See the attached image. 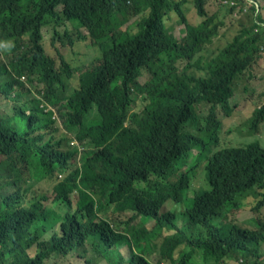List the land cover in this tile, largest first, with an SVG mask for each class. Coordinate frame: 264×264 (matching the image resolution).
<instances>
[{"label": "trees", "instance_id": "16d2710c", "mask_svg": "<svg viewBox=\"0 0 264 264\" xmlns=\"http://www.w3.org/2000/svg\"><path fill=\"white\" fill-rule=\"evenodd\" d=\"M164 1L0 0V44L10 45L0 48L11 54L7 65L13 74L0 86V93L12 101L10 114L0 116V264H42L52 254H85L86 246L108 264H123L115 249L119 236L107 216L127 212L134 213L131 219L154 221L147 235L171 232L161 244L162 255L171 260L183 239L175 217L160 213V207L169 199L180 202L187 188L188 172L171 181L184 164V151L205 150V139L219 141L224 121L234 114L247 117L246 129L244 135L241 130L230 135L257 138L264 145L255 135L261 124L264 127V105L244 116L232 103L231 87L233 79L254 62L264 38L244 27L205 62L208 46L223 27L219 15L206 10L207 1L193 0L200 22L192 25L185 16L192 14L184 7L186 1L163 6ZM127 2L136 5L130 9ZM148 7L151 16L143 30L136 34L122 30L129 16ZM170 12L178 19L180 37L166 28ZM65 23L74 30L85 28L101 54L100 64L80 75L77 90L70 86L68 65L62 61L55 69L45 53L43 30L52 29V41L66 38L67 31L61 36L57 32ZM143 73L149 78L141 84ZM22 75L44 85L45 99L56 108L67 131L63 138L48 137L54 122L37 101L28 102V116L24 108H16L20 97L16 87H21L17 77ZM137 102L142 104L139 111L134 110ZM200 105L207 108L197 120ZM91 111L100 117H88ZM70 140L84 147L79 179L71 163L76 152L68 148ZM224 149L208 158L210 190L194 198L193 219L212 220L223 208H240L254 188L262 190L264 208V147L255 141ZM37 155V168L31 173ZM55 173L65 174L56 184ZM44 180L52 183L51 208L43 206L46 195L34 190ZM74 191L75 208L70 201ZM256 225L260 228L244 231L234 225L207 224L205 238L191 244L205 250L210 264H224L220 260L229 256L258 264L250 249L264 223ZM141 226L125 231L138 236ZM32 246L38 249L34 258L26 253ZM128 264L149 263L133 256Z\"/></svg>", "mask_w": 264, "mask_h": 264}, {"label": "rangeland", "instance_id": "374dc122", "mask_svg": "<svg viewBox=\"0 0 264 264\" xmlns=\"http://www.w3.org/2000/svg\"><path fill=\"white\" fill-rule=\"evenodd\" d=\"M170 1H179V0H170ZM262 7V18L264 19V0ZM184 7L192 12L191 16L185 12V16L188 22L192 25H197L200 22V18L196 15L193 0H186ZM192 8V9H191ZM206 10L211 13H216L222 20L223 27L220 29L219 36L214 39L212 45L208 46L209 49L215 50L224 47L239 29L238 18L233 17L231 14L227 13V9L220 6L218 0H207ZM148 12H144L134 18H131L130 21L122 27V30L127 29L128 31L134 33L138 30L137 22H140L142 19L146 18ZM194 19V21L192 20ZM178 20V19H177ZM175 14L173 12L168 13L165 16L166 28H168L172 33L177 37H180L182 34V29L178 26ZM67 31L68 36L72 40V43H69L67 38L58 39L57 37L53 39V32L50 27L43 30L44 35V47L45 53L55 61L56 67L59 66L58 56H62L63 59L71 65L74 69V76L72 79V85L77 86L78 76L81 72H84L90 69L93 65L97 63L98 53L96 48L91 44V40L87 36V33L84 29H79L78 33L83 36V39L77 38V32L74 30L71 23H65L63 26L57 28L58 35H63ZM261 58L264 60V51L261 54ZM4 57H0V60L3 61ZM191 69L190 71H193ZM149 76L143 73L139 82L143 84L148 80ZM25 83V88L30 89L33 93H36L38 88L33 83L28 85L26 80H23ZM232 103L237 108V111H240L244 116L252 115L254 109L258 108L264 103V65L263 67H254L252 66L249 71L245 73L240 79L236 80L234 83V93L232 97ZM20 106V103H17ZM9 103L5 101L0 96V114L2 111L8 112ZM142 107L141 102L135 104V111H139ZM206 106L200 105L198 107L199 115L203 116L206 113ZM88 117H100L97 112L91 111L87 115ZM247 117H240L237 114H234L229 120L224 121L222 136L228 137L231 133H237L241 130V134L244 135V130L246 129L243 125V120ZM58 125V135L63 133L61 126ZM260 137L261 141L264 143V127L261 124L258 132L255 134ZM219 134V143L218 147H212L211 150L222 148H232V147H245L249 143L258 141L262 147L263 144L257 139L252 138L248 139L246 137H241L237 135H230L228 138H223ZM198 152L193 150L191 156L187 159V164L190 166L193 163L192 156H197ZM32 158V163L29 171L34 173L37 168V158ZM205 162L201 161L197 163L195 168L194 176L191 180L190 186L184 194L183 202L181 204H175L171 201L164 203L163 207L160 209V213L163 212H172L178 218L179 226H183L187 221H189L186 216V208L189 207L188 199L192 198L195 193L201 188L204 190L208 189L207 185H204V169ZM36 192H42L46 195V199L43 201V206L45 208H51L52 206V183L50 181H41L34 186ZM76 200V195L72 196V202L74 204ZM257 199L247 198L244 202V207L240 210L230 211L226 215L227 221L238 225L241 228L245 229H259L260 226H257V223H264V208L255 211L253 207L256 204ZM72 204V205H73ZM71 205V206H72ZM113 226L121 233H124L125 230L129 227H135L142 225L139 229L147 233L151 231L154 227V221L146 217H131L134 215L132 212L122 213V214H112L108 213ZM200 232V225H196L193 229V233L197 234ZM171 232L163 230L160 233H151L147 236L148 244L143 240L139 247L135 249L136 252L141 253L147 260L152 264H176L177 259L181 253L187 252L188 248L185 245L179 246L173 253V261L164 257L161 252V244L164 236L170 235ZM261 250L264 253V242L261 244ZM120 252L125 259L130 256V247L124 245L120 248ZM29 255L34 256L36 253L35 249L29 250ZM90 255L86 256L88 259ZM44 264H87L84 259L78 258L77 254H73L66 258H50L44 262ZM90 264H105L103 261H93ZM191 264H210L205 263L201 258V253L199 251L192 253ZM224 264H233L232 261H226Z\"/></svg>", "mask_w": 264, "mask_h": 264}, {"label": "clouds", "instance_id": "9594fccd", "mask_svg": "<svg viewBox=\"0 0 264 264\" xmlns=\"http://www.w3.org/2000/svg\"><path fill=\"white\" fill-rule=\"evenodd\" d=\"M186 0H179V1H170V0H165L164 1V5H169V4H179L181 2H184ZM207 1V0H205ZM219 4L221 7L227 9V13L231 14L233 17L238 18V25H239V29L237 31V33L234 35V37L231 39L230 42H228L224 47L219 48V49H215V50H211L209 49V51L206 52L204 58H205V62L210 59L211 57H214L220 50L224 49L225 47H227L232 41L233 39L239 35L242 31L244 27H248L253 35H260L261 37L264 38V19L262 18V7H263V2L262 0H218ZM135 3L132 2H127V6L130 9H133V7H135ZM144 12H148V15L146 18L142 19L140 22H137V28L138 30L136 32H134L133 34H136L137 32H139L140 30H143L145 27V23L146 21L150 18L151 16V10L150 8H145L143 9L141 12H139L136 15H131L129 16L128 20L126 21V23L124 25H126L131 18H134ZM161 13V8L158 10V15ZM122 25V26H124ZM79 29H84L87 33V36L89 37V39L91 40V44L96 48L97 53H98V57H97V63L95 65H93L90 69L81 72L78 76V80H77V86H73L72 85V79L74 76V69L71 67V65L69 63H67L62 56H58L59 59V66L56 67L55 65V61L49 57L53 63H54V67L55 69H59L61 68V62L63 61L66 65H68L70 72H71V77L69 78V83L70 86L77 90L79 88V78L80 75L88 72L90 70H92L94 67L98 66L100 64L101 61V54L99 52V49L97 47V45L93 42V40L91 39L88 31L83 28L80 27L78 29H75L77 32V38L78 39H83L84 37L81 36L78 33ZM67 40L69 41V43H72V40L70 39V37H66ZM62 39V38H61ZM0 47H10L9 44H0ZM264 51V46L260 45L259 47V51L257 53V56L254 60V62L248 66L245 70L242 71V73L240 75H238L236 78L233 79L232 81V89H234V83L236 80L240 79L242 76L245 75V73L247 71H249V69L254 66V67H263L264 65V60L261 58V54ZM11 54L4 52V50L2 48H0V57H4L3 61L0 60V86L3 88V82L5 80L8 79L9 76L13 75L7 65V61L10 58ZM2 68H4L6 70V74L2 71ZM19 83L21 84V87H16V96L19 94L20 97H16V108H24L25 111V115H29L30 110L28 109L29 101H37L38 102V107L40 109L43 110L44 114H48L49 112L51 113V120L54 122L52 128L53 131H47L48 133V137H54L55 139H60L63 138L65 136V134L67 133V131L64 129L61 120L57 114L56 108H53L51 105L48 104V102L45 99V88L44 85L41 83L36 82L34 79H29L27 76L22 75L20 77H17ZM23 80H26V83L28 85H32L33 83L35 84V86L38 88V90L36 91V93H33L30 89L25 88V83ZM0 96L9 103V107H8V112H4L2 111L0 116L2 115H9L10 114V109L12 106V101L9 98H5L4 95L2 93H0ZM13 96V95H11ZM17 103H20V106L17 105ZM264 105V103L259 106L258 108L254 109V111L252 112V115L254 114L255 111L259 110L262 106ZM196 112V111H195ZM197 120H201V115H199L197 112ZM59 122V125L61 126L63 133L58 135V125L57 123ZM199 138H202L201 136H199ZM215 138V137H214ZM204 139V138H203ZM207 142V148L205 150H201L198 148H191L189 150H185L184 154H183V159H184V164L175 172V175L171 178V181H175L177 179V177L185 172L189 173V182L187 185V188L183 191L182 196H181V200L180 202H175L173 200H166L167 201H171L175 204H181L183 202V198H184V194L187 191V189L190 186L191 180L194 176L195 173V168L197 166V163L203 161L205 162V166L203 169L204 172V185L208 186L207 190H204L203 188L199 189L197 191V193L194 194V196L190 199H188V204L189 207L186 208V216L188 217L189 221H187L183 226H179L180 229V233L183 239V244L188 248L187 252L181 253L177 259L176 264H191V257H192V253L199 251L201 253V258L205 263L207 262V257H206V252L205 250H203L202 248H198L196 246H194L193 244H191V242H195L202 240L203 238H205L206 236V232H207V224H213L215 226H219V225H234L237 228H239L240 230H244V231H249V229H245V228H241L238 225L231 223L229 221H227L226 219V215L230 212V211H234V210H240L241 208L244 207V202L247 198H255L257 199L255 206L253 207V209L255 211H258L260 209L263 208L262 205H260V203L263 201V195H262V190L258 189V188H254V194L248 195L246 196L243 200H242V205L240 208L238 209H234V208H223L222 210H220L218 212V215L216 218L209 220V217H199V218H192L191 214H192V206H193V200L195 197L200 196L202 193L207 192L210 190V185L206 179V166L208 163V158L211 157L213 154H215L216 152H219L221 150H225L224 148L222 149H216L214 151L211 150L212 147L216 148L218 147V143L219 141L217 139H212L210 141L206 140ZM68 148L75 150L76 155L75 158L71 161V163L73 164L75 169H78L79 171V176L78 179L81 176L82 173V169H81V157L84 151V147L82 146V144H80L79 142L75 141V140H70L68 141ZM64 150V149H63ZM193 150H196L198 152L197 156H192V160L193 163L188 166L187 164V159L191 156V152ZM0 160H3V157L0 156ZM65 174L63 173H55L54 176V181L55 184L60 182L63 178H64ZM23 178L27 179L28 175L27 173L23 174ZM71 201V205L73 204L72 202V195L70 198ZM77 201V198L74 202V204L72 205L73 208H75V203ZM164 202V203H165ZM164 203L162 204V206L160 207V209L163 207ZM163 214H171L175 217V221L178 223V218L175 214H173L172 212H163ZM103 217L99 218V220H101ZM107 221L110 224L111 228L116 232V234H118L119 238L117 239V244H116V251L120 254V256L123 258L124 262L123 264H128V261L130 259H132L133 256L136 257H141L143 258L146 262H148L149 264H152L149 260H147L141 253L136 252L135 249L137 247L140 246L141 242L143 240H145V243L148 244L147 240V233L143 232L141 229H137L136 231L139 232V235L136 236L133 232H127L125 231L124 233L119 232L114 226L113 223L111 222L109 216H107ZM258 224V223H257ZM196 225H200V232L195 234L193 233V229L196 227ZM54 231H58V224L55 226ZM49 236V235H48ZM48 236H46V238H48ZM257 236H258V242L256 244H254L252 246V248L250 249L251 253H252V257L251 259L255 260L258 264H264V253L261 250V244L264 242V230H258L257 231ZM124 245H127L130 247V256L125 259L123 257V255L120 252V248L123 247ZM31 249H35L36 253L34 254V256H30L29 255V250ZM86 253L83 254L80 251H75L73 254H77L78 258L80 259H84L85 262L87 264H90L93 261H103L105 264H108L105 260L95 257L92 252L90 251L89 246H86ZM27 255L30 258H34L35 255L38 253V249L36 248V246H32L31 248H29L26 251ZM173 253L172 252V258L171 261H173ZM90 255V257L88 259H86V256ZM66 258V257H61V256H55V255H49L46 259L43 260L42 264H44V262L50 258ZM221 262L225 263L226 261H232L233 264H244V258L240 257V256H229V257H224L223 259L220 260Z\"/></svg>", "mask_w": 264, "mask_h": 264}, {"label": "water", "instance_id": "95a60500", "mask_svg": "<svg viewBox=\"0 0 264 264\" xmlns=\"http://www.w3.org/2000/svg\"><path fill=\"white\" fill-rule=\"evenodd\" d=\"M74 195H76V198H77V196H78L77 191H74V192L72 193V196H74ZM71 255H73V253L68 254L66 257H69V256H71Z\"/></svg>", "mask_w": 264, "mask_h": 264}, {"label": "flooded vegetation", "instance_id": "af4514ba", "mask_svg": "<svg viewBox=\"0 0 264 264\" xmlns=\"http://www.w3.org/2000/svg\"><path fill=\"white\" fill-rule=\"evenodd\" d=\"M42 243H43V240H42Z\"/></svg>", "mask_w": 264, "mask_h": 264}]
</instances>
